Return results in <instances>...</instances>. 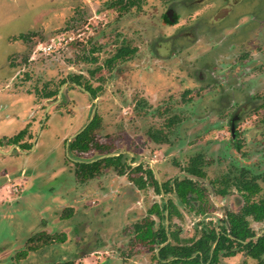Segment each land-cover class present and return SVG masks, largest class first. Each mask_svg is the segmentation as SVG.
Instances as JSON below:
<instances>
[{
    "label": "rangeland",
    "instance_id": "374dc122",
    "mask_svg": "<svg viewBox=\"0 0 264 264\" xmlns=\"http://www.w3.org/2000/svg\"><path fill=\"white\" fill-rule=\"evenodd\" d=\"M125 1L0 0V264H159L136 238V224L162 203L159 193L106 170L91 186L102 198L84 199L71 157L124 151L166 181L188 176L184 167L203 153L207 178L197 181L206 215L196 214L198 201L189 211L165 195L179 207L171 223L183 239L244 204L235 185L222 197L214 180L243 170L258 180L256 199L264 198V0H136L124 10ZM121 48L135 51L109 61ZM76 76L100 88L94 101L72 83ZM95 104L102 118L94 142L104 148L67 154ZM26 128L21 143L34 141L32 149L10 144ZM71 204L77 218L62 222ZM62 231L66 242L27 250L42 241L30 242L34 236ZM220 264L260 263L240 252Z\"/></svg>",
    "mask_w": 264,
    "mask_h": 264
},
{
    "label": "trees",
    "instance_id": "16d2710c",
    "mask_svg": "<svg viewBox=\"0 0 264 264\" xmlns=\"http://www.w3.org/2000/svg\"><path fill=\"white\" fill-rule=\"evenodd\" d=\"M169 23L171 21L168 19ZM135 49L121 48L109 61L114 62L117 59H123L128 54L134 52ZM108 61V62H109ZM94 74V72H92ZM81 77L76 76L73 78V81L76 84H82ZM86 90L90 92V95L95 96L98 92L99 87H93L91 84H82ZM58 90L50 91L48 96L56 95ZM179 121V118L176 119ZM101 126V117L96 114L94 118L89 122L85 129L77 134L73 141L70 143V148L72 150L89 151L93 146L95 147L94 142V133ZM25 130L22 131L19 136L11 141L12 143H18L24 135ZM203 161H198L193 159L191 164L187 167V172L194 176L204 177L205 172L201 167ZM105 164L107 166L122 167L119 157H108L99 162L93 163V165H85L87 171L92 174L95 173V170L98 169V166ZM226 178V179H225ZM220 181L215 180L219 185L224 187L223 191L226 190V187L234 184L238 187L240 191L245 192V204L239 213L228 212L227 213V222L230 229V233L239 240H246L252 238L255 235V232L250 228L249 217H252L256 221H264V198H261L258 201L252 200V198L261 192V187L258 183L255 182V179L241 178L238 175L235 177H225ZM226 184V185H225ZM157 185L158 192H161V188ZM164 191H175L179 196L180 200L184 203H190L192 200H201L203 199V193L199 191L196 183L191 180L184 178L182 180H176L174 188H171L169 183H166L164 186ZM202 204V203H201ZM170 207L176 208V206L171 202ZM166 209V207H165ZM165 209L158 210L151 209L150 213L155 212L161 219H164ZM205 209L200 208V212H204ZM172 213L170 211V218ZM156 222L147 218L143 224H136V231H138V239L140 242L147 244L150 249L156 247L159 248L158 253L156 254V259H159L163 264H218L219 255L223 253L225 256L234 255L232 241L225 235L222 234L217 242L213 255H211V248L213 243L217 240V230L214 227L206 226L203 230L202 237L195 243L189 245L190 240H182L179 237L178 232L172 231L170 228L169 231L166 230L164 225H160L155 229ZM227 226H222L220 232L223 231L226 233ZM168 236H170L172 242L168 241ZM42 239L44 244L51 242L62 241V236L51 235V234H41L40 236H34L30 239L31 241H36ZM238 242V246L248 249V255L254 258H261L264 255V235L259 237L257 240H251L247 244L243 242ZM28 242V247H31V243ZM177 243V244H174ZM32 248V247H31ZM33 249V248H32ZM27 252H24L21 258L25 257ZM56 264H66V263H56ZM69 264V263H67Z\"/></svg>",
    "mask_w": 264,
    "mask_h": 264
},
{
    "label": "flooded vegetation",
    "instance_id": "af4514ba",
    "mask_svg": "<svg viewBox=\"0 0 264 264\" xmlns=\"http://www.w3.org/2000/svg\"><path fill=\"white\" fill-rule=\"evenodd\" d=\"M119 2L120 3H122L123 2V0H119ZM136 3H137V1L136 0H128V1H125V3H124V6L122 5V8L125 10V9H127V8H129L130 6H133V5H136ZM172 10V9H171ZM173 12H174V10H172ZM165 18V22L167 23V25L169 26H176L178 23H177V19L176 18H173L171 15H170V13L168 14H166V16L164 17ZM168 19H170L171 21H174V22H172V23H169L168 22ZM257 19V18H256ZM258 21V20H257ZM257 21H256V24H257ZM258 25V24H257ZM257 25H255L256 26V28H257V31H258V26ZM252 54V53H251ZM79 77H81V76H79ZM80 80H81V78H80ZM82 82V81H81ZM72 83L73 84H75V85H77V87H79L80 89H82L85 93H87L90 97H91V99L94 101L97 97H98V95H99V90H100V88L98 89V92H97V94L95 95V96H92V95H90V92L88 91V90H86L85 89V87L82 85V84H76L74 81H73V79H72ZM53 96H55V95H53ZM48 97H52V96H48ZM95 110V111H94ZM93 111L95 112V114H94V116L96 115V114H98L100 117H101V115L97 112V106H96V104H95V107H94V109H93ZM94 118V117H93ZM92 118V119H93ZM102 118V117H101ZM237 118V116H235L234 118H232V121H231V127H234L235 128V119ZM91 119V120H92ZM176 119H177V117H173L172 119H170L169 120V122H168V124H171V126H173L174 124H176L178 121H176ZM90 122V121H89ZM88 125V123L85 125V127ZM85 127H83L81 130H79L75 135H74V138H75V136L77 135V134H79L80 132H82L84 129H85ZM42 129H43V127H41ZM98 130V129H97ZM234 130H236V129H234ZM231 131H232V128H231ZM28 134V131H27V128H26V130H25V133H24V135L22 136V138H21V140L26 136ZM41 134V133H40ZM39 134V135H40ZM236 136V134H235V132L233 133L232 132V137L233 138H236L235 137ZM151 140L153 141V142H155V143H162V140L161 139H158V137L157 136H155V135H153L152 133H151ZM21 140H19V142L16 144H14V143H10V144H14V145H18L19 147H21V148H23V149H27V150H31L32 149V146H33V142L31 143V144H29V143H24V144H22L21 143ZM35 140V139H34ZM160 140V141H159ZM71 141H73V140H71ZM71 141L70 142H68L67 141V146H66V152H67V154H68V152L69 151H74V152H78V153H89L93 148H96V149H103L104 148V146H102V144H96L95 145V147L93 146L89 151H87V152H83V151H77V150H72L71 148H70V143H71ZM239 148V147H238ZM93 151V150H92ZM69 156V155H68ZM119 157L120 158V163H121V165H122V167H115V166H107V165H105V164H102V165H100V166H98V169H96L95 170V173L94 174H92L91 172L89 173L88 171H87V167L85 166V165H93V163H96V162H99V161H101V160H103V159H105V158H108V157ZM127 156H129V155H127V153L126 152H124V151H120V152H118L117 154L116 153H114V154H106V155H100V156H98L97 158H95V159H87V160H79V159H73L72 157L70 158V161H71V163H73V165H75V169L73 170L74 172H75V175L77 176V181H78V183L80 184V185H85V194L82 196V198H84L85 199V197L84 196H86L87 197V194L89 193V195L88 196H91V197H94V198H98L99 200L102 198V196L101 195H99V194H101L100 192H101V190L99 189V188H97V190H93L92 191V189L93 188H91V186L93 185V184H95V182H96V185H98L99 184V181H100V179L102 178V176L105 174L104 172L106 171V170H112L113 172H115L116 174H117V176H119V177H124V176H128L129 177V180H130V182H132L136 187H137V189L138 190H144V189H146L147 187H149V186H152L153 188H154V190L157 192V193H159V195L163 198L162 199V203H154L149 209H148V216L145 218V220L147 219V218H151L152 219V217L151 216H153V215H155L156 217H158V219H159V222H156V220L155 219H153L155 222H156V224H158V227L160 226V225H164L165 226V228H166V230L167 231H169L170 229L172 230V231H175V232H178V234H179V237H180V232H179V230H177V229H173L172 228V223H171V221H172V219H173V217L176 215V216H181V212H180V210H179V207L177 206V204L172 200V199H166L165 198V195H167V194H171V193H174L175 195H176V197L178 198V201L182 204V205H184V206H188L189 207V211H193L194 210V204L198 201L199 202V208H198V210H197V212H196V214L199 216H204V215H206V212H205V210H204V212H200L199 210H200V208L202 207L203 209H206L207 208V205H208V203H209V200H208V197H207V195L205 194L206 193V191H205V188H203L201 185H199V183H198V181H197V179H205V178H207V172H206V170H205V165H206V162H205V155L203 154V153H198L197 155H195V156H193L192 158H190V160H189V163L187 164V166H185L184 167V169H183V172H185L188 176H185V177H182V178H175V179H169V180H166V181H161L159 178H158V176H157V174H156V172L154 171V169L151 167V166H146L145 165V163L143 162V161H141V160H137V158L136 157H130L129 156V158L127 157ZM193 159H197L198 161H203L202 163H201V167L203 168V170H204V172H205V176L204 177H198V176H194V175H192V174H190L189 172H187V167L191 164V162H192V160ZM207 164H208V162H207ZM133 174V175H132ZM237 175V174H236ZM241 177V178H249V177H246V176H243V170L241 171V173H239L238 174V177ZM227 177H235V175H233V176H230V175H228ZM184 178H187V179H191V180H193L195 183H196V185L198 186V189H199V191H201L203 194L202 195H204L203 196V199L201 200V202L199 201V200H192L190 203H184V202H182L181 200H180V198H179V196L177 195V193L175 192V191H168V192H165L164 191V185L166 184V183H169V185L171 186V188H174V186H175V181L176 180H182V179H184ZM255 179V182L257 183V178H255V177H250L249 179ZM214 182H215V180L213 181V184H214ZM156 183L159 185V187L161 188V192H158V190H157V185H156ZM90 185V186H89ZM226 185V184H225ZM233 185H235L234 184V182H233ZM235 187H236V189H237V191L241 194V196H242V198H243V201H244V204H245V197L243 196L244 195V193L245 192H243V191H240L239 189H238V187L235 185ZM89 188H91V189H89ZM227 188V187H226ZM228 192H229V190H225V191H219V194L220 195H222V197H225V196H227V194H228ZM259 194H257V195H255L253 198H252V200H255V201H258V200H260L261 198H259V199H256V197L258 196ZM84 199H81V200H76V201H74V204H77V202H79V201H82V200H84ZM171 202L176 206V208L174 209V208H172V207H170V204H171ZM71 203H73V202H71ZM202 203V204H201ZM105 204V203H104ZM244 204L241 206V208H240V210L239 211H226V213H225V217L224 218H222L221 219V223L219 224V226H216V225H214L212 222H209V223H207V224H205L203 227H202V229L200 230V232H201V234L198 236V237H191L189 240H190V243H189V245H191V244H193V243H195V242H197L201 237H202V233H203V230H204V228L206 227V226H209V227H214L216 230H217V235H218V238H217V240L213 243V245H212V248H211V255H213V253H214V250H215V247H216V245H217V242H218V240H219V238H220V236L222 235V234H225L233 243H232V247H233V251H235V254L234 255H230V256H225L223 253H221L220 255H219V262H218V264H220V260H221V258L222 257H224V258H231V257H236L240 252H245L247 255H248V249H245V248H242V247H240V246H238V242H241L242 240H239V239H237L235 236H233L231 233H230V229H229V227H228V222H227V213L228 212H234V213H239L240 211H241V209L243 208V206H244ZM100 205H102V203L100 204ZM158 208V210H162V209H165V207H166V209H165V216H164V219H161L155 212H152V213H150V210L151 209H155V208ZM69 209H71V211L69 210ZM170 211H171V213H172V217L170 218ZM74 213H73V204H71L70 205V207H68L67 209H66V211H64V214H62V215H60V219L62 218V222H65V220H71V219H76L77 217L76 216H74L73 215ZM249 219V221H250V228L255 232V235L252 237V238H248V239H246V240H244V241H242L244 244H247L248 242H250L251 240H257L259 237H261V236H263L264 235V227H263V229L260 231V232H257L255 229H254V227H253V223H261V224H264V221H256V220H253V218L252 217H249L248 218ZM145 222V221H144ZM143 222V223H144ZM143 223H137V224H143ZM156 224H155V229H157L156 228ZM201 224H203V223H201ZM222 226H227V230H226V233L225 232H223V231H221L220 232V229H221V227ZM170 228V229H169ZM137 233H136V238L138 239V237H137V235H138V231H136ZM45 234H51V235H57V236H62V242H66L67 240H68V236H67V234H66V231H62V232H55V233H50V232H45ZM169 238H168V241L167 242H172V240H171V238H170V236H168ZM181 238V237H180ZM182 240H185V239H183V238H181ZM186 239H188V238H186ZM139 240V239H138ZM58 242V241H57ZM52 243H55V241L54 242H51V243H48V244H44V241L42 240L41 242H39V243H37V247L35 248V249H33V250H29V249H27L29 252H34V251H39L41 248H44V247H46V246H48V245H50V244H52ZM173 243V242H172ZM144 244V243H143ZM174 244H177V243H174ZM32 245H35V243H32L31 244V247H32ZM150 250H154L155 251V255H154V258L156 259V254L158 253V250H159V248L158 247H156V248H154V249H150ZM29 252H27V254L29 253ZM249 257H251V258H253V259H255V260H258V262L260 263V264H264V261H263V258H264V255L261 257V258H259V259H257V258H254V257H252V256H250V255H248ZM157 260V262H159V264H163V263H161V261L159 260V259H156ZM62 263H69V264H75L73 261H66V262H62Z\"/></svg>",
    "mask_w": 264,
    "mask_h": 264
},
{
    "label": "water",
    "instance_id": "95a60500",
    "mask_svg": "<svg viewBox=\"0 0 264 264\" xmlns=\"http://www.w3.org/2000/svg\"><path fill=\"white\" fill-rule=\"evenodd\" d=\"M171 15V14H170ZM63 88V87H62ZM62 88L59 90V96H61V94H62ZM91 121V120H90ZM89 124V123H88ZM235 128L234 127H232V132L234 133L235 132V130H234Z\"/></svg>",
    "mask_w": 264,
    "mask_h": 264
},
{
    "label": "crops",
    "instance_id": "0c3cea01",
    "mask_svg": "<svg viewBox=\"0 0 264 264\" xmlns=\"http://www.w3.org/2000/svg\"><path fill=\"white\" fill-rule=\"evenodd\" d=\"M2 199H3V197H2ZM1 202V201H0Z\"/></svg>",
    "mask_w": 264,
    "mask_h": 264
}]
</instances>
